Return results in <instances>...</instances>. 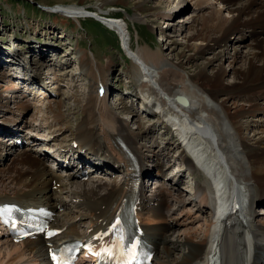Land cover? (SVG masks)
<instances>
[{"label": "bare ground", "instance_id": "6f19581e", "mask_svg": "<svg viewBox=\"0 0 264 264\" xmlns=\"http://www.w3.org/2000/svg\"><path fill=\"white\" fill-rule=\"evenodd\" d=\"M149 1L151 0H99L94 5L69 3L61 4L53 11L64 17L73 18L77 22L80 18L89 16L90 13L100 16L106 23L104 25L115 29L119 36L118 39L124 42V29L118 24L119 22H116L117 19L115 20L114 16L105 15L103 6H113V4L128 6L134 11V15L131 17L132 23L135 22L136 24H133L139 29L146 25L153 31L156 29L155 18L161 16L168 19L172 15L170 12L174 7H171L169 13H166L158 7L159 4L163 5V0H156V7L149 6ZM182 1H178L175 6L180 5ZM190 1H192L190 13L182 17L183 19L180 21L185 23L190 21L193 30L189 35H186V41L177 52L175 60L170 62V67L164 69L159 78L156 76L155 81L168 96L171 97L177 93L186 97L187 105L173 100L177 109L186 112L197 125L202 123L211 132L215 142L214 148H208L206 146L207 137L199 138L195 144L197 149L192 147V151L196 153L195 155L203 156L206 151L204 148H208V152L214 156V151L217 149L227 163L233 180L237 182L236 196H239L237 191H247L248 203L246 209L238 214L229 211L219 221H216L217 219L212 215L211 191L196 178L191 191L192 197H184L182 192L177 189L178 182L180 179L182 180L180 173L178 178L175 174L174 177L168 179L170 186L164 185L163 189L157 188L151 191L150 195L144 189H140L138 191L140 209L137 210V216L146 242L154 247L152 264H216L220 253L217 248L219 247L217 246L219 238H215V235L220 222L223 235L225 236V233L231 231L236 232L237 237L242 240L243 249L245 242L242 238H250L253 246L248 264H264V218L257 216L254 208L255 204L264 203V0ZM45 6L54 8L50 5ZM112 10L114 11L113 8ZM126 28L131 30L128 24ZM66 35L63 33L62 37ZM245 37L250 40L245 54H242L238 49L240 44L236 46L235 42L236 44L243 43L242 40ZM234 40L236 41L234 42ZM195 41L197 43L193 44ZM167 43L166 49L171 47V52L177 42L173 40ZM75 47L77 48V45ZM127 49H129L128 56L132 57L134 62L138 60L139 63L136 64L139 69L146 73L148 80H152L155 76L152 75L149 67L160 64L158 59H152V52H147V49L142 46L134 50L133 46L129 44ZM185 49H190L193 52L186 54ZM12 52L15 56L20 57L21 55L15 50ZM112 56L110 58H113ZM146 57H150L151 60ZM24 58H20L21 61L18 63L23 62ZM238 58L243 59V65L239 66ZM64 59V64L70 63L71 59H76L78 64L74 71L77 70V73L89 80L88 90L80 102V98L75 94L69 96L74 100L73 106L68 108L69 111L79 104L80 117L75 119L73 124L69 122V114L60 109L62 99L54 100V105H51L52 99L48 98L52 96L49 87L46 89L48 95L41 99L36 94L25 92V90H20V95H18L11 82H2L6 76L11 75L10 72L14 69H6L8 65L4 66L3 64L4 71L2 70L0 75V115H2L0 123L3 124L0 126V133L7 135L12 133L15 137L29 135V144L23 148L20 156L17 159L13 156L10 157L11 159L5 167H0V200H16L32 205L43 203L54 209L51 225L58 226L60 231L48 239L52 244L68 240L70 237L90 235L98 226L106 224L112 212L119 205L121 196L126 194V189L122 184L118 185L109 180L88 187L84 185L71 186L63 180L60 173L44 164L40 160L41 157L31 154L28 151L29 148L35 150L38 140L42 144H39L37 148L44 146L47 149L48 147L45 146H48L51 141H55L64 128L75 133L76 139L80 140V145L84 148L83 155L79 153L80 157H91L95 161H101L102 165L98 168L108 166L109 161H120L125 149L133 151L137 148L136 139H134L137 133L128 134L129 122L124 121L125 119L116 112V105L112 104L108 96L109 81L107 83V80L111 66L99 62L92 52L87 53L83 50L76 52L70 59L65 57ZM43 61L46 60L43 59ZM223 61L229 62L231 70H227V67L223 68ZM24 63L28 64L27 61ZM187 66L192 68L191 72L182 73ZM67 70V67L57 68L55 74L53 72V78L60 83L61 74ZM229 71L233 76L232 82L225 80ZM30 75L33 76V74ZM131 81L126 80L129 85H131ZM141 82L140 86L147 85L148 94L153 93L154 98L146 97L145 105L140 110L142 113L138 114L131 110L128 112L133 117L138 116L135 123L143 122V131L140 134L143 136L146 129L151 132L155 131L154 128H151L153 121L157 120L158 124L162 126L168 120L166 118L168 114L166 115L165 112V107L168 104L166 105L163 96H157V93H154L148 83ZM133 85L135 86V84ZM100 86H103L104 90L99 96L97 88ZM59 90L60 88L54 89V93L59 95ZM129 94L131 95V93ZM10 96L16 99L10 100ZM29 98L33 102H30ZM44 98L48 103L41 107L38 101L41 102ZM9 101L13 103V106ZM158 104L161 105L164 112L159 111V113L162 112L160 113L161 117L150 121L146 118V113L148 115L149 112L153 113ZM122 105L124 109H127L123 103ZM167 107L170 110L168 116L177 112L174 109L171 111L172 107ZM29 109L33 113L30 118L25 119L23 113ZM155 112L159 116L158 111ZM144 113L146 116L143 115ZM245 113L251 117L262 115L257 119L260 125H263L259 130L260 135L258 132H255L252 137L243 134V129L246 127L248 130L250 127V125L245 126V122L242 121ZM177 119L184 121L182 118L177 117ZM131 120L133 121V118H129L128 121ZM186 127L182 135L190 134L189 129L194 128L191 123ZM159 131L161 132H159L158 138H164L168 134L167 125L164 124ZM32 132L37 134L38 138ZM195 135L197 134H191L192 137H188L186 141L189 140L190 143H193L196 139L193 138ZM170 136L166 143L170 144L171 148L169 149L164 144L160 154L168 158L170 155L168 151H175L171 156L173 160L175 159V162L182 167L185 165L184 169L189 170V175L195 174L193 160L179 143L176 146V141L171 144L176 135L171 132ZM1 141L0 139V160H2V150H9L14 145L10 144V141H13L12 138L4 143ZM61 145L67 148L68 143L64 142ZM188 146L190 147V145ZM86 148L89 149V152ZM213 156H208L207 159L211 163L210 166L218 171L220 163H214ZM13 160L15 162H12ZM23 161L26 163L24 169L19 164ZM156 173L157 175L166 174L163 167H159ZM226 187H224L225 190ZM217 205L219 207V203ZM207 210L210 215L206 214ZM177 226L185 228L174 232L173 228ZM236 226L241 229L236 230ZM1 231L0 264H41V262H46L44 237H27L17 242L11 241L4 234L3 229ZM221 238L222 236L220 240ZM224 247L223 258L219 264H224L225 258L231 252L230 247ZM84 259L86 257L80 255L77 263H82Z\"/></svg>", "mask_w": 264, "mask_h": 264}, {"label": "rangeland", "instance_id": "374dc122", "mask_svg": "<svg viewBox=\"0 0 264 264\" xmlns=\"http://www.w3.org/2000/svg\"><path fill=\"white\" fill-rule=\"evenodd\" d=\"M163 1V5L159 4L158 7H160L163 12L166 13H169L171 7H174L170 12L172 13V15L168 19L161 16L156 17V29L153 31L147 28L146 25L143 28H137V26L135 25L136 23L133 22L135 23L133 24V20L131 19V17L134 15V11L131 8L129 9L128 6H119L117 4H113V6H103L104 12L106 13L105 15L114 16V19H117L116 22H119L118 24L121 25L124 29L123 33L125 36H123V40H125L123 42L122 40L118 39L119 36L116 33L115 29L104 25L106 23L103 22L100 16L94 14L91 15L90 13V15L87 14L89 16L80 18L79 22H77L73 20V18L64 17L63 15L58 14L56 11H53L55 10V7H58L61 4L78 3L81 5H94V3L97 4L99 0H0V70L2 69L4 71V67L2 66L3 64L4 66L5 64L8 65L6 66V69H15V64H19L18 62L21 61L20 58L23 57H25L24 61L28 62V66L32 68L37 66V68L40 69L43 59L46 61H52L55 56L60 57L62 55L61 60H64V57L70 59V57L79 50L87 51V53L92 52L94 56L98 58L99 62L111 66L109 79L107 80V83L109 81V99L114 106L116 105V112H118L119 115L125 119L124 121L129 122L128 132L130 134L132 132L138 133L139 131H141L142 126H144L142 125L143 122L140 123L139 121H137L135 123V120L138 119V116L133 117L128 111L131 110V112L134 111L135 113L140 114V110L145 105L144 101H146V97L148 96L150 97V99H153L154 97L152 96L153 93L151 95L148 94L147 85L144 87L140 86V84L142 83L141 81H143V78L147 77V75L145 72L143 73L142 70L139 69V66L137 65L139 63L138 60L134 62L132 60V57H127V55H129V49H127V46L131 44L134 50L139 49L141 46L145 47V49H147V52H152V59H158L160 64L155 65V67H149V70H151L152 75H154L155 77H153L152 80L149 79V82L148 80H145L143 82L148 83L149 87H151L154 93H157V96H163L165 98L166 105L168 104L167 106L172 107L171 111H173V109L176 110V107L171 104L170 98H172V96L170 97L165 94V92L160 88L159 83H157L155 79L159 78V76L163 74L164 69L170 67V62L175 60L177 52L183 47V43L186 41V35H189L193 30L190 21H186V23L180 21V19H183L182 17L189 15L192 1L181 0L182 3L178 6L175 5L180 0H167V2L166 0ZM156 3V0H151L148 2V5L156 7ZM45 5H50L54 8ZM112 8L114 9V11L112 10ZM127 24L130 26V31L128 30V28H126ZM63 33L67 35L65 37H62ZM247 37L242 40L243 43L236 44V40H234L236 46L240 44L238 49L239 52H242V54H245L247 45L249 44L248 41L250 39H248ZM173 40L177 43H175L174 50L170 52L171 47L166 49V45L168 44L167 42ZM195 43H197V41L193 42V44ZM75 45H77L78 49L75 47ZM13 50L19 52L21 54L20 57L15 56L12 52ZM188 52L191 53L193 51L190 49H185V53L188 54ZM110 56H112L113 58H110ZM146 58H148V60H151L150 57ZM238 60L240 61L239 66L243 65V59L238 58ZM9 64L12 65L10 66ZM222 64L224 66L223 68L227 67V70H231V66L228 61H223ZM63 65V67L61 65L62 68L70 66L71 68L73 67V69H75L76 59H71L70 63H63ZM191 69L192 68L190 66H187L184 72L182 71V73H189L191 72ZM140 72L143 76H141ZM1 74L2 72L0 73V75ZM70 78L72 79V76ZM126 80H132L131 82L135 84V86L132 83L131 85L127 84ZM225 80L230 82L233 81V76L230 71ZM88 81V78L80 75V73L75 74L73 80L68 81L67 86L65 84L61 87L58 98H55L63 100L62 107L60 109L62 112L69 114V122H71V124L74 123L75 119L80 117V111L79 104H77V107L72 111L68 110V108L72 107L74 104V100H72V98L69 96L71 94H75L80 98V102L84 97V94L88 90ZM129 93H131V95ZM17 94L20 95V91H17ZM15 99V97L10 96V100ZM29 100L30 102H33L31 98H29ZM9 103L11 106H13V103H11L10 101ZM50 103L52 106L54 105L53 102ZM122 103L125 105V107H127V109L123 108ZM167 106L165 107V112L166 114L170 115V113H168L170 112V110ZM155 108V111H158V113L159 111L164 112L161 105L159 104ZM155 111H153V113L149 112V115L148 113H146V118L150 121L152 119H155L156 117L160 118L162 115L160 113L162 112H160L158 116ZM24 113L23 116H25V119H27L30 118L33 111L29 109ZM183 113L185 115H188L186 112ZM146 114L144 113L143 115L146 116ZM185 115L183 116L185 117ZM258 115L253 117L249 116V114L246 113L243 115L242 121L245 122V126L250 125L248 130L246 127L243 129V134L245 133L246 135L252 137L253 135H255V132H258V135H260L259 130L263 125H260V122L257 120L258 117L262 115ZM1 116L2 115H0V122ZM172 117L173 115L170 116V118ZM129 118H133V121H128ZM154 128L157 129L156 132H154V135H157L159 132H161L159 131L161 127L159 128L158 125L154 126ZM61 132L62 133H60V136L61 134L65 135L66 133L65 142L71 143L72 132H70L68 128H64ZM171 132L172 131L168 129V134L165 135L164 138H159L158 140V143L166 144L169 149L171 148V145L167 144L166 141L169 139V137H171ZM32 133L35 135V137L38 138L37 134H35L34 132ZM1 134L2 133H0V135ZM177 138L178 137H174V139L171 141V144L176 141V146L179 143ZM0 139L3 143L4 141L6 142V140H8V138L3 139V137H0ZM86 150L87 152H89V149L86 148ZM168 152L170 155L168 157V160L166 161L169 162V166L167 167V169L169 170V173H171V176L167 177V179L165 178V180L162 181L163 184L161 186H158L155 189H151L147 194L150 195L151 191L156 190L157 188L163 189L164 185L170 186V181L168 179L174 177L175 174L178 178L181 173L182 180L180 179V181L178 182L177 189L182 192V195L184 197L191 198V191L194 186V180L189 176V172L183 169L182 165L180 166V164L175 162V159L173 160V157H171L172 155H174L175 151L171 150ZM179 168L180 171H178ZM156 172L155 174H157ZM174 189L176 188L174 187ZM254 208L257 216L264 218V203L255 204ZM205 212L206 214L210 215L208 210ZM184 228V226H177L173 228V231L177 232ZM235 229L240 230L241 228L236 226ZM231 233V236L235 237L232 242L237 241V243H241L242 240L236 237V232L231 231ZM221 236L222 234H220V236L218 237L219 239L217 242V246H219ZM221 240L223 241L224 239L221 238ZM221 246L224 247L226 246V244L224 245L223 243L221 244ZM228 247L231 248L232 246ZM250 257L251 255H249V258Z\"/></svg>", "mask_w": 264, "mask_h": 264}, {"label": "water", "instance_id": "95a60500", "mask_svg": "<svg viewBox=\"0 0 264 264\" xmlns=\"http://www.w3.org/2000/svg\"><path fill=\"white\" fill-rule=\"evenodd\" d=\"M176 99H177V101H179L182 105H186L187 104V99H186V97H181V96H177L176 95Z\"/></svg>", "mask_w": 264, "mask_h": 264}, {"label": "snow or ice", "instance_id": "6c2138e0", "mask_svg": "<svg viewBox=\"0 0 264 264\" xmlns=\"http://www.w3.org/2000/svg\"><path fill=\"white\" fill-rule=\"evenodd\" d=\"M116 224L118 225L119 224V221H117ZM114 228H115V225H114Z\"/></svg>", "mask_w": 264, "mask_h": 264}]
</instances>
